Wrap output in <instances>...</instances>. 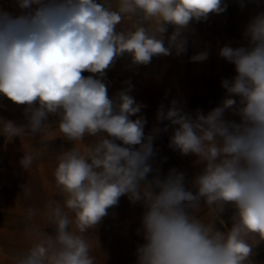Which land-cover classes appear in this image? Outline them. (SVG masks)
<instances>
[{
	"label": "clouds",
	"instance_id": "clouds-1",
	"mask_svg": "<svg viewBox=\"0 0 264 264\" xmlns=\"http://www.w3.org/2000/svg\"><path fill=\"white\" fill-rule=\"evenodd\" d=\"M17 4L21 9L37 7L19 17L0 12V94L28 106V123L0 121V133L9 139L36 133L46 138L45 121L49 114H57L58 131L68 141L79 144L86 135L102 133L111 139L101 137L94 145L73 147L57 157L53 175L64 201L49 202L45 212L55 235L31 230V246L16 264H96L83 234L124 195L147 209L142 218L146 243L137 250V264H252L248 238L264 240V13L247 26L250 48L220 50L238 73L233 80H224L223 87L230 96L240 97L241 123L223 119L225 110L236 104L232 98L206 116L198 112L195 119L175 100L167 110L163 105L158 110V121L177 126L170 146L183 155L195 154L198 163L206 164L195 179L198 191L193 194L175 169L164 179H146L153 171L149 160L154 135L145 137L144 117L129 119L142 105L128 90L110 99L100 78L84 77L82 72L102 78L125 53L145 65L154 56L170 55L173 48L183 53L181 29L209 13L223 12L221 0H116L115 9L108 0L104 4L17 0ZM125 18L131 26L117 31ZM167 25L175 26V31L165 47ZM205 59L206 53L192 57ZM135 145L139 148L134 150ZM33 160L34 155L25 152L21 164L28 169ZM201 198L212 212L223 211L227 202L234 204L237 213L230 230L220 231L189 211L199 209ZM34 215L29 209V219Z\"/></svg>",
	"mask_w": 264,
	"mask_h": 264
},
{
	"label": "crops",
	"instance_id": "crops-1",
	"mask_svg": "<svg viewBox=\"0 0 264 264\" xmlns=\"http://www.w3.org/2000/svg\"><path fill=\"white\" fill-rule=\"evenodd\" d=\"M12 2L17 3L14 0H0V4L8 9L0 8V12H7L13 17L21 16L18 11L8 6L7 3ZM124 57L123 55L117 57L113 64L105 70L104 77L92 74L94 78H100L105 83L110 99L116 98L119 92L128 90V94L142 105L141 111L130 116L129 119L135 120L141 116L144 117L146 120L143 129L145 137L154 135L152 141L154 155L149 160L153 171L148 174L146 179L149 182L157 176L164 179L169 170L165 157L179 152L178 149H173L170 146L174 132L160 130L154 133L156 111L147 106L140 94L143 83L152 82L153 77L138 76L136 68H133V60L131 65L121 64ZM146 67L154 74L160 70L156 65ZM141 68L143 69V67ZM116 71H119L118 77H115ZM85 73L86 71L82 72V76L85 77ZM153 101H155L154 104L164 105L163 98H154ZM37 106L38 104L34 103L33 107ZM27 107L24 104H16L0 94V121H12L17 126L27 125L28 119L25 115ZM59 120L60 117L57 114L48 115L45 121L49 125L46 138H41V134L36 133L23 138L15 136L9 139L0 133V186L10 187L1 192L10 196V199L15 196V205H13L15 209L2 214V208H0V264H16V260L19 258L16 256V251L21 247L15 243L26 239L31 240L29 236L31 230L55 235V225L49 222L45 212L49 202L63 205L64 201V195L55 187L53 175L57 166V157L62 152L70 151L73 147L94 145L101 137L111 139L106 133H102L97 136L86 135L79 144L68 141L58 131ZM0 128H2V124H0ZM26 132H30V130L26 129ZM115 142L120 146H125L122 141ZM132 147L135 150L139 148V145ZM25 152H31L34 155L33 163L28 169H25L21 164ZM205 166L206 164L195 162H188L181 166V169L186 170L188 175L184 178L186 190L191 185L196 186L195 179L200 175L197 171L204 170ZM36 187L44 188L45 193L38 199H28L26 197L28 190ZM12 201L14 200L12 199ZM29 209L35 210V215L31 219L28 216ZM146 210L143 202L132 203L127 195L121 196L118 204L107 210V215L91 229L94 241L92 251L96 258V264H137V250L146 243L142 228V218ZM189 211L205 224L212 216L205 202L199 204L198 210Z\"/></svg>",
	"mask_w": 264,
	"mask_h": 264
},
{
	"label": "rangeland",
	"instance_id": "rangeland-1",
	"mask_svg": "<svg viewBox=\"0 0 264 264\" xmlns=\"http://www.w3.org/2000/svg\"><path fill=\"white\" fill-rule=\"evenodd\" d=\"M17 1V0H14ZM98 3L104 4L105 0H97ZM109 5L112 4L113 9L116 8V0H108ZM221 6L225 10L219 14L209 13L206 19L199 21L192 20L189 24L181 29L180 38L185 41V51L177 54L173 48L170 55L154 56L148 64L134 63L133 68H136L138 76H152V82H144L141 90V97L144 99L147 106L155 109L154 126L161 131L167 130L175 131L177 126L171 125L170 121H158L157 113L160 104H154V98H163L164 108L167 110L171 107V102L175 100L177 107L188 113L193 119L196 118L197 113L207 115L216 107L222 105L227 98H232L236 104L231 108L225 110L223 119L229 122L241 123L242 118L238 113V109L242 107L240 104V97L232 94L231 96L223 87L224 80H233L236 75L235 65L222 56L220 50L225 47L233 49L239 47L250 48L249 38L246 36L247 26L257 16L264 13V0H221ZM33 5L31 8H36ZM1 9L8 10L0 4ZM132 21L125 18L121 24L117 25V31H125L131 26ZM147 27L148 24H145ZM167 31L163 34L165 47H168V40L175 31V26L167 25ZM206 53L207 59L203 61H194L192 57ZM121 64H130L132 57L125 53ZM155 66L160 69L155 74L148 71L146 66ZM143 67V69L141 67ZM133 71V69H132ZM131 71V73H132ZM115 77H118L119 71H116ZM93 76L92 73L86 72L85 77ZM94 78V76H93ZM153 89V90H152ZM165 161L169 166L168 174L172 169L177 173H182L188 177L187 171L181 169V166L188 162L198 163V157L195 154L183 155L181 152H175L174 155L165 157ZM198 164H205L200 162ZM203 170H198L197 173L202 174ZM9 186H0V208L2 214L11 212L15 207V196L10 199V196L4 195V190H8ZM188 191L195 194L198 189L196 186H189ZM2 191V192H1ZM45 189L36 187L29 189L27 193L28 199H38L43 196ZM205 200L201 198L200 204ZM206 203V202H205ZM207 205V204H206ZM211 218L206 224H213L220 231H228L234 223V217L237 213L232 202L225 203L223 211L212 212ZM72 217V213H68ZM41 228V226H39ZM37 227V228H39ZM39 228V229H40ZM41 233H43L41 231ZM46 234V233H44ZM48 235V234H47ZM85 238L93 246L92 231L89 229L84 233ZM31 240H23L15 245L21 248L16 251L17 258L22 257L23 254L31 246ZM248 242L252 245V255L250 260L252 264H264V240H260L258 236H250ZM3 249V247H2ZM93 249V247H92ZM93 255V251H91Z\"/></svg>",
	"mask_w": 264,
	"mask_h": 264
},
{
	"label": "built area",
	"instance_id": "built-area-1",
	"mask_svg": "<svg viewBox=\"0 0 264 264\" xmlns=\"http://www.w3.org/2000/svg\"><path fill=\"white\" fill-rule=\"evenodd\" d=\"M8 6L13 9V10H16L18 11L21 15H24L26 14L27 12L31 11V10H34V8H31V9H21L18 7V4L15 3V2H12V3H7Z\"/></svg>",
	"mask_w": 264,
	"mask_h": 264
}]
</instances>
